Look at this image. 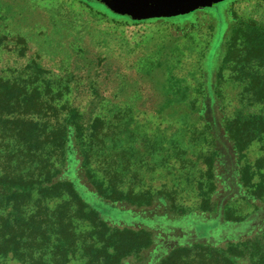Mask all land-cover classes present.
<instances>
[{"label":"rangeland","instance_id":"1","mask_svg":"<svg viewBox=\"0 0 264 264\" xmlns=\"http://www.w3.org/2000/svg\"><path fill=\"white\" fill-rule=\"evenodd\" d=\"M123 1L134 7L129 11L134 16L173 11L162 0ZM102 6L84 0H0V77L33 84L29 74L41 68L48 84H71L69 103L87 126L96 119L103 123L102 141L91 150L92 174L132 197L149 192L170 197L163 205L114 203L95 195L87 178L78 184L109 225L153 234V246L124 264H160L177 247L228 251L244 242L249 245L244 255L233 257L235 264L259 262L264 202L249 201L236 186L221 187L224 180L236 185L239 179L238 159L221 122L239 113L264 117V105L253 104L245 91L246 84H264V63H250L245 46L254 34L264 44V0H223L186 15L147 20ZM214 91L220 99L213 98ZM212 132L222 140L217 149L226 155L225 143L232 155L218 167L222 183L211 209L203 212L206 185L212 181L206 166L214 152ZM5 149L0 144V173L9 168ZM244 156L253 182H264V139ZM12 165L8 173L29 172ZM57 170L64 169L58 164ZM66 200L44 203L46 213ZM227 211L235 222L226 221ZM38 212L37 205L26 208L27 217ZM74 226L79 245L90 244L91 223L74 219ZM41 256L45 264L53 258L49 251L35 258ZM88 258L79 251L67 264H88ZM29 261L9 257L0 264Z\"/></svg>","mask_w":264,"mask_h":264},{"label":"trees","instance_id":"2","mask_svg":"<svg viewBox=\"0 0 264 264\" xmlns=\"http://www.w3.org/2000/svg\"><path fill=\"white\" fill-rule=\"evenodd\" d=\"M84 1L102 6L94 0ZM245 46L250 63H264V44L256 34L247 38ZM29 75L36 83L24 84L0 77V144L6 148V166L9 167L0 173V259L14 257L30 260L29 264H45L42 256L35 258V255H43L46 251L50 252L55 264H67L69 257L79 251L82 256L89 257L88 264H124L129 258L138 257L153 246V234L145 229L112 227L104 220L102 212L86 202L78 184L87 178L95 195L114 203L151 206L158 202L163 205L171 202L170 197L151 192L132 197L105 186L89 169L91 150L96 141H102L103 123L96 119L87 126L85 116L69 103L67 96L71 84H48V74L41 68ZM42 81L47 83L37 84ZM245 87L246 93L252 95L253 104L264 105V84H246ZM214 94L213 98L220 99L217 91ZM221 128L238 159L239 179L236 185L229 180L217 182L218 167L225 156L229 158L232 154L225 143L226 155L217 149L216 144L222 140L212 132L214 152L206 160L207 175L212 181L206 185L208 196L202 200L203 212L212 207L217 183H222L224 190L235 186L244 189L249 201L264 202V182L254 183L252 168L244 163L245 152L253 143L264 139V117L239 113L234 120L223 118ZM12 164L24 165L29 172L8 173ZM58 164L63 172L57 170ZM63 199L68 200L52 213H46L44 203ZM31 204L39 209L35 217L26 214V208ZM74 219L90 222L93 226L90 244L79 245ZM225 219L235 222L230 211L225 212ZM248 245L244 242L228 251L177 247L160 264H235L233 257L244 255ZM50 246L52 250H49ZM255 264H264V256Z\"/></svg>","mask_w":264,"mask_h":264},{"label":"water","instance_id":"3","mask_svg":"<svg viewBox=\"0 0 264 264\" xmlns=\"http://www.w3.org/2000/svg\"><path fill=\"white\" fill-rule=\"evenodd\" d=\"M106 6L113 13L128 16L137 20H147L153 18H173L189 14L195 10L209 7L214 3L223 0H162L166 4L173 7V11H158L152 15L134 16L129 11H135L134 7L123 0H94Z\"/></svg>","mask_w":264,"mask_h":264},{"label":"crops","instance_id":"4","mask_svg":"<svg viewBox=\"0 0 264 264\" xmlns=\"http://www.w3.org/2000/svg\"><path fill=\"white\" fill-rule=\"evenodd\" d=\"M101 4V3H100ZM103 5V4H102ZM106 7V6H105ZM107 8V7H106Z\"/></svg>","mask_w":264,"mask_h":264}]
</instances>
